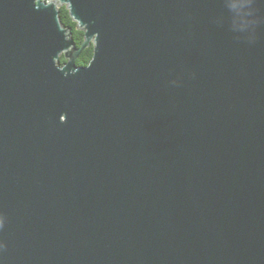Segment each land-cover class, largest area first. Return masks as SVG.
<instances>
[{
	"label": "water",
	"instance_id": "1",
	"mask_svg": "<svg viewBox=\"0 0 264 264\" xmlns=\"http://www.w3.org/2000/svg\"><path fill=\"white\" fill-rule=\"evenodd\" d=\"M0 218V264H264V0H0Z\"/></svg>",
	"mask_w": 264,
	"mask_h": 264
},
{
	"label": "trees",
	"instance_id": "2",
	"mask_svg": "<svg viewBox=\"0 0 264 264\" xmlns=\"http://www.w3.org/2000/svg\"><path fill=\"white\" fill-rule=\"evenodd\" d=\"M60 9V19L61 22L66 25L71 27V31H72V38L74 39V41L77 43V45H79L84 37V32L83 30L79 29L77 26L76 21H74L70 14L68 9L66 8L65 5H62L59 7ZM93 53V45L91 44L90 46L86 47L81 54L79 55V57L77 58L76 62L78 64H86L88 63L89 59L91 58ZM65 60V58L63 57V55H61V62H63Z\"/></svg>",
	"mask_w": 264,
	"mask_h": 264
},
{
	"label": "clouds",
	"instance_id": "3",
	"mask_svg": "<svg viewBox=\"0 0 264 264\" xmlns=\"http://www.w3.org/2000/svg\"><path fill=\"white\" fill-rule=\"evenodd\" d=\"M2 224H3V219L0 218V226H2Z\"/></svg>",
	"mask_w": 264,
	"mask_h": 264
}]
</instances>
